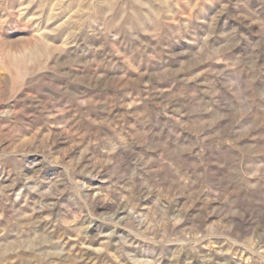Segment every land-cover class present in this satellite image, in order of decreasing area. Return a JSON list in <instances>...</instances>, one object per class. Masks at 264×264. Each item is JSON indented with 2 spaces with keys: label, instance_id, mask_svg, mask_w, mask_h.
Wrapping results in <instances>:
<instances>
[{
  "label": "rangeland",
  "instance_id": "obj_1",
  "mask_svg": "<svg viewBox=\"0 0 264 264\" xmlns=\"http://www.w3.org/2000/svg\"><path fill=\"white\" fill-rule=\"evenodd\" d=\"M0 264H264V0H0Z\"/></svg>",
  "mask_w": 264,
  "mask_h": 264
}]
</instances>
